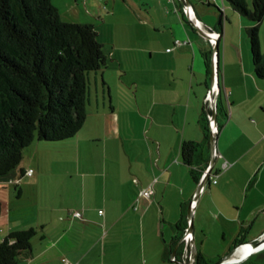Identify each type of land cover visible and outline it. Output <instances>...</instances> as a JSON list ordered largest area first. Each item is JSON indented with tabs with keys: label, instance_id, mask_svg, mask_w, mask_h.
<instances>
[{
	"label": "crops",
	"instance_id": "1",
	"mask_svg": "<svg viewBox=\"0 0 264 264\" xmlns=\"http://www.w3.org/2000/svg\"><path fill=\"white\" fill-rule=\"evenodd\" d=\"M204 1L193 7L201 21L207 17L214 22L206 25L202 21L206 27H217L221 33L219 101L227 118L217 135L213 178L197 202L193 228L197 251L215 263L237 245L256 241L264 234V79L255 73L246 33L253 22L244 19L225 0ZM181 6V0H109L104 4L107 16L94 14L110 25L103 29L95 24L99 38L104 33L112 35L108 63L113 60L122 68L130 59L142 70L151 63L152 69L143 71L148 73L147 78L144 75L131 83L136 97L142 92L139 96L143 101L138 97L133 111L142 119L139 135L133 139L126 136L130 116L125 115L128 112L124 105L114 104L116 90L105 79L107 67L102 77L109 85L111 106L104 107L99 123L102 118L105 122L95 128L104 129L119 152L78 155L75 166L81 178L80 201L56 207L57 214L67 213L57 216L53 227L46 228L45 220L36 215L40 236L33 240L32 257L23 260L30 264H54L59 258L61 264L64 258L76 264L181 261L182 231L176 226L180 222L185 225L198 188L191 168L183 160L182 146L187 141L203 140L200 118L204 111L208 112L206 98L212 86V46L179 11ZM263 28L264 20L260 26L264 54ZM126 36L129 41L122 40ZM177 40L183 44L178 45ZM100 41L106 50H111ZM211 159L210 151V164ZM33 160L31 164H20L14 179L0 182L12 183L22 196L27 183L35 179V171L32 175L26 173L32 169ZM82 161L87 169H81ZM225 163L228 167H224ZM25 178L29 179L21 182ZM150 186L154 191L152 201L140 196ZM3 203L0 200V208ZM75 211L82 213V219L74 218ZM12 218L9 213V220ZM31 219L25 217L23 224L14 227L8 222L6 236L20 226L31 227ZM72 231L87 239L66 241ZM86 236L95 237L90 240ZM263 253L264 250L255 252L238 264L261 260ZM242 254L239 251L235 257Z\"/></svg>",
	"mask_w": 264,
	"mask_h": 264
},
{
	"label": "trees",
	"instance_id": "2",
	"mask_svg": "<svg viewBox=\"0 0 264 264\" xmlns=\"http://www.w3.org/2000/svg\"><path fill=\"white\" fill-rule=\"evenodd\" d=\"M225 1L253 22L246 33L255 73L264 79V0H253L250 9L245 0ZM179 11L185 16L182 6ZM107 67L95 24L66 20L52 0H0V181L16 177L24 150L34 141L56 143L78 135L88 118L90 75ZM102 84L109 90L104 78ZM208 114L204 111L200 118L203 140L182 146L183 160L197 184L210 165ZM217 114L221 129L227 113L220 101ZM187 225L185 219V225L176 226L182 236ZM38 233L34 227L12 231L0 243V264L31 258ZM195 264L213 261L197 251ZM247 264H264V258Z\"/></svg>",
	"mask_w": 264,
	"mask_h": 264
},
{
	"label": "rangeland",
	"instance_id": "3",
	"mask_svg": "<svg viewBox=\"0 0 264 264\" xmlns=\"http://www.w3.org/2000/svg\"><path fill=\"white\" fill-rule=\"evenodd\" d=\"M52 1L57 6V8L59 7L58 9L66 20L80 23L93 21L94 24L100 25L103 27V29L110 28V25L105 24L102 19H97L94 15L96 13L97 16L99 15V17L102 18L107 16L104 12V4L109 0H79L78 3L76 0ZM246 2L248 4V8L250 9L252 7L253 0H246ZM201 3L202 0H191V4L193 6ZM216 18L218 22L219 17ZM244 19L249 18L244 16ZM202 21L206 25L214 23L207 17ZM108 23H110V21ZM118 29L122 30V27L118 26ZM114 33L116 35L118 34L117 32ZM143 34H145L146 37L149 36L147 31H145ZM125 38L126 39L122 38V40L129 41L127 36ZM100 39L106 43L108 48H111L109 51L105 49V52L108 56V53L112 51L114 43L111 41L112 35L104 33ZM119 40L120 36L117 37L116 41L119 42ZM213 50L214 49L212 47V53ZM129 60L127 61L126 65L122 66V68L114 63L113 60H109L108 69L106 68L107 73L105 79H107L112 85V89L116 90V93L113 92V98L115 101L114 104L124 105L127 108L126 112L128 113H125V115L130 116L129 120L131 126L130 129H128V131L125 133L128 132L126 136H129L130 139H133L134 137L138 138L142 123V119L137 113H133V111L136 108L137 98L139 97L142 101L143 99L139 96V93L141 95L142 92H139L136 97V88L131 83H133L135 79H142L144 75L147 78L146 74L148 73L145 72H148L152 68L151 63H149V65L147 64L148 66L144 67L146 70L138 69L137 64ZM102 82L103 78L101 72L97 74L91 73V94L90 103L88 105V118L78 135L69 140L56 143L36 140L32 143V145L24 150L21 165H26L27 162L31 164L34 156H37L33 160L32 166L33 171H35V179H33L34 182L27 183V186L25 187L26 189L24 188L25 192H23L22 196H19V188H16V186H14L12 183L5 184L0 182V187H2L0 188V200L4 201V203L1 205L2 207L0 215V243L5 237H7L6 229H9L8 222L11 223L9 226L12 225L14 227L17 224L25 222V217H30L33 218L29 221V224L31 223V227H34L40 231V227L38 226L39 224L36 223V221H38L37 216L45 220L46 228L53 227L55 226L56 220H58L56 217L67 213L62 211L57 214L56 207L62 204L77 205L82 196L80 186L81 178H79L77 175L75 166L78 155L83 157V155H88L92 152L102 156L105 155V153L109 154L112 151H114L113 153L119 152L116 144L110 139L109 135L105 134L104 129L95 128V126L100 127L99 125L102 124L103 121L105 122V119L102 118V122L99 123V117H102L104 107L109 109L111 106L108 89L102 84ZM118 93L119 95H117ZM141 149L142 148H140V150ZM33 150H36L34 156L32 155L34 152ZM81 166L82 170L87 169L88 167L86 166V162L84 163L83 161ZM93 170L98 172V168H93ZM28 179L29 178H25L24 180L22 179L21 182H26ZM33 180L30 179L29 181ZM3 196L6 198H2ZM138 207L139 205L137 204L135 206V210L138 209ZM9 213H12V221L9 220ZM20 227L17 229H27L25 226H23V228ZM39 233L33 240L39 238ZM215 235H217V233H215ZM86 237L91 240L95 236ZM84 239L87 238H85V236H80L77 233H73V231L66 237V241L75 243L78 240L83 241ZM38 240L41 241L42 239ZM68 260L70 261L69 258ZM29 262L30 261L21 260L16 264H30ZM54 264H61L60 258L59 261L56 259ZM86 264H88V261H86Z\"/></svg>",
	"mask_w": 264,
	"mask_h": 264
},
{
	"label": "built area",
	"instance_id": "4",
	"mask_svg": "<svg viewBox=\"0 0 264 264\" xmlns=\"http://www.w3.org/2000/svg\"><path fill=\"white\" fill-rule=\"evenodd\" d=\"M181 2L183 4L182 9H183L184 14L189 18L190 21H193V23L196 25V27H198L200 30L204 31L206 34H208L210 36V39H208V40H209L211 46L213 47V49H215L216 45L218 44V42L221 38V33L218 32L217 30L211 28V27H206L202 23V21L196 16V13H195L193 6L187 4L186 0H181ZM176 43L178 45L183 44V42L180 40H177ZM212 65H213V76H214V78H213L212 86H211L210 90L208 91L206 101L208 103V110H209L208 118H209L210 134H211V136H214L217 138V135L219 134L220 129H219V125L215 121L212 120V112H213V110L217 109V102H218L219 97H220L219 96V84H220V76L221 75H220V66H219V53H217L215 50H213V53H212ZM216 156H217V151H216ZM224 167H228V164L225 163ZM209 169H210V166L208 167L206 172ZM26 173L28 175H32L33 170L30 169ZM203 177H202V179H203ZM212 178L213 177L211 176V180H212ZM205 190L202 189L200 191V193H199L200 196L202 195V193ZM153 195H154V191H153L151 186L142 190V192L140 193V196L145 197L149 200H152ZM199 198L200 197H198V192H196L192 198L191 203H190V209L193 210L194 213H195V208L197 206V202H198ZM100 213H103V211L101 210ZM72 214L75 218L82 219V213L80 211H75ZM191 226H192V220L190 217H188V225L185 228L183 236H182L183 252L181 255L180 264H195V262H196L197 248L195 245L194 233L189 230ZM263 236H264V234L262 235V237ZM247 246H250V245L244 244V245H242V248L247 247ZM261 250H264V243L262 245ZM63 262H64V264H76V263L70 262L67 258H64Z\"/></svg>",
	"mask_w": 264,
	"mask_h": 264
},
{
	"label": "water",
	"instance_id": "5",
	"mask_svg": "<svg viewBox=\"0 0 264 264\" xmlns=\"http://www.w3.org/2000/svg\"><path fill=\"white\" fill-rule=\"evenodd\" d=\"M186 3L193 6L191 4V0H186ZM191 23L193 24V26L198 29V31L207 39H210V36L208 34H206L204 31L200 30L198 27H196V25L193 23V21H191ZM217 53H219V46L218 44L216 45L215 49H214ZM213 65H212V82H213ZM222 91H221V86L219 84V96H221ZM219 102V100H218ZM218 102H217V107H218ZM212 120L215 121L218 124V114H217V109L213 110L212 112ZM217 138L214 136H211V155H212V159H211V164H210V169L205 173L203 179L199 182L198 184V188H197V192H198V197H200V191L202 189H206L207 186L209 185V182L211 180V171L215 165V158H216V151H217ZM194 211L193 210H189V217L192 220V226L190 227V231L194 233V228H193V222H194ZM262 236H260L259 238L256 239V241H250V242H244L241 243L239 245H237L231 252H229L226 256H224L223 258H221L220 260L216 261L213 264H238L240 262H242L247 256L252 255L255 252H258L261 250L262 245L264 243V236L261 238ZM261 238V239H260ZM244 244H248L251 246V250L248 254H243L238 260H233V258L235 257V255H237L239 253V251H241L242 249V245ZM177 264H180L179 261H176Z\"/></svg>",
	"mask_w": 264,
	"mask_h": 264
},
{
	"label": "bare ground",
	"instance_id": "6",
	"mask_svg": "<svg viewBox=\"0 0 264 264\" xmlns=\"http://www.w3.org/2000/svg\"><path fill=\"white\" fill-rule=\"evenodd\" d=\"M250 250H251V246H247V247H244V248L241 249V251H242L243 254H248L250 252ZM239 257L238 258L234 257L233 260H238Z\"/></svg>",
	"mask_w": 264,
	"mask_h": 264
}]
</instances>
